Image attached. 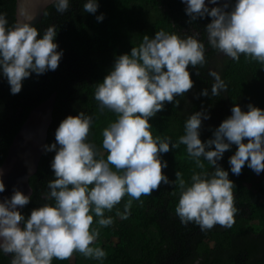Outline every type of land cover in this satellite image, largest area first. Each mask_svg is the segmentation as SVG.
Segmentation results:
<instances>
[{"label":"clouds","instance_id":"9594fccd","mask_svg":"<svg viewBox=\"0 0 264 264\" xmlns=\"http://www.w3.org/2000/svg\"><path fill=\"white\" fill-rule=\"evenodd\" d=\"M182 2L190 22L206 15L211 18L205 31L213 49L232 60L244 55L264 64V0H235L230 11H226L228 3L209 9L205 0ZM208 2L215 5L218 0ZM54 3L60 13L69 6V0ZM97 9L96 0H86L83 5V10L91 14ZM35 14L24 11L23 19L9 25L6 14L0 13V75L7 79L13 95L21 91L23 80L31 73L55 71L62 57L54 42L55 26L45 29L42 37L30 26ZM96 19L102 21L103 14ZM204 53L205 46L197 38H181L160 30L152 38L145 35L130 54L115 58L94 91L100 110L108 109L117 116L102 131L106 159L97 158L95 146L86 142L92 124L90 116L80 112L59 123L55 143L44 146L46 152H55L50 165L55 178L48 181L45 197L54 203L34 208L25 219L17 208L27 205L30 196L14 189L10 199L0 202V251L11 255L10 264H52L54 258L68 260L74 253L102 261L106 252L92 246L99 236V229L91 227L92 214L98 218L99 227H109L114 221L111 216L105 217V211L111 212L127 195L131 199L123 213L116 212L121 219H127L132 200L151 195L162 184L174 183L178 187L175 213L182 224L195 223L201 231L217 225L232 227L238 211L235 186L217 161L231 145H236L235 153L229 157L232 174L240 175L245 165L256 174L264 172V110L248 104V110L242 111L234 105L231 115L215 129L214 138L205 142L199 139L202 119L209 118L205 112L188 116L177 143H171L169 137L154 138L150 131L149 119L162 111L165 103L178 105L175 98L194 87L187 69L203 67ZM209 75L214 78L211 95L219 96L226 85L215 71ZM208 94L207 89L200 93ZM179 145L186 146L188 156L201 170L193 171L190 183L179 171L175 172V181L163 172L167 162L161 160V154ZM202 157L212 167L211 172L205 170ZM4 190L0 180V193Z\"/></svg>","mask_w":264,"mask_h":264},{"label":"trees","instance_id":"16d2710c","mask_svg":"<svg viewBox=\"0 0 264 264\" xmlns=\"http://www.w3.org/2000/svg\"><path fill=\"white\" fill-rule=\"evenodd\" d=\"M85 2L69 0L64 13L58 12L53 2L33 26L41 37L49 26L56 28L54 42L58 45L57 51H62V57L55 71L41 75L31 73L15 95L11 94L7 79L0 75V165L31 109L52 93L56 95L46 145L55 143V130L63 119L84 112L92 118L86 142L95 146L99 153L97 158L106 159L102 131L117 116L108 109L100 110L99 102L94 98L95 85L103 81L116 57L130 54L131 48L138 47L145 35L152 38L160 30L181 38H197L205 46L206 63L203 67H188L194 87L184 96L175 98L178 105L165 103L164 109L149 119L154 138L169 137L171 143H177L184 134L188 116L205 112L209 118L202 119L199 130V139L205 142L214 138L215 129L231 115L234 105L242 111L248 110V104L264 110V64L244 55L239 60H232L213 49L205 31V26L211 22L207 15L190 22L180 0H96L95 14L83 10ZM234 4L235 0H229L226 11ZM15 9L16 0H0V13L6 14L9 25L16 22ZM101 14L103 20L98 22L96 17ZM210 71H215L226 85V90L219 96L211 95L214 78L209 75ZM204 89L208 90L207 96L200 95ZM235 151L236 145H231L217 161L235 186L233 192L238 211L231 228L217 225L201 231L195 223L182 224L175 213L179 189L174 183L162 184L151 195L132 200L127 219L116 215L117 211L123 213L125 204L131 199L127 195L111 212L105 211V217L111 216L114 221L109 227H99L98 218L92 214L91 227L99 229L93 247H101L107 254L102 261L74 253L73 263L71 258L63 261L54 258L52 264H264V179L255 188L249 187L247 165L240 175L232 174L229 157ZM54 155L55 152L44 150L36 172L29 178L30 201L19 211L25 219L34 208L54 203L45 199L49 191L47 183L55 178L50 166ZM161 160L167 162L163 172L170 181H175V172L179 171L190 183L193 171H201L188 156L184 145L161 154ZM201 161L206 171L213 170L203 157ZM254 222L258 230L254 229ZM10 262L11 257L0 251V264Z\"/></svg>","mask_w":264,"mask_h":264},{"label":"water","instance_id":"95a60500","mask_svg":"<svg viewBox=\"0 0 264 264\" xmlns=\"http://www.w3.org/2000/svg\"><path fill=\"white\" fill-rule=\"evenodd\" d=\"M228 1L218 0V3L214 5L205 0V4L211 9L217 6L223 7ZM53 2L54 0H16V22L23 19L22 12L27 11L30 14L35 12L34 18L29 22L30 26H35L41 20L45 8ZM182 4L186 7L185 3L182 2ZM55 95L52 93L45 101L32 108L13 137L7 155L0 165V180L5 186V190L0 193V202L6 198L10 199L14 189L26 196L31 195L29 178L36 172L44 152L47 131L52 121ZM20 209V207L17 208L18 211ZM6 255L11 257L9 254Z\"/></svg>","mask_w":264,"mask_h":264},{"label":"rangeland","instance_id":"374dc122","mask_svg":"<svg viewBox=\"0 0 264 264\" xmlns=\"http://www.w3.org/2000/svg\"><path fill=\"white\" fill-rule=\"evenodd\" d=\"M244 143H247V140L243 141ZM248 174H250V181L248 182V186L251 188H255L263 179H264V172H261L260 174H256L253 170H251L248 167ZM253 227L255 230H258L259 227L257 225V223H252ZM94 246V244L92 245ZM83 260V259H82ZM70 262L73 263L74 262V258L71 257Z\"/></svg>","mask_w":264,"mask_h":264}]
</instances>
